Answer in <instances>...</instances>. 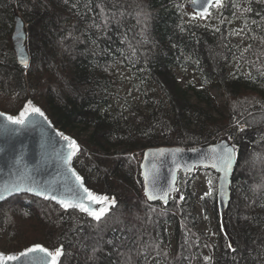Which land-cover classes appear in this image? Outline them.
<instances>
[{"label":"trees","instance_id":"1","mask_svg":"<svg viewBox=\"0 0 264 264\" xmlns=\"http://www.w3.org/2000/svg\"><path fill=\"white\" fill-rule=\"evenodd\" d=\"M190 3L0 0V111L41 107L79 142L74 166L87 186L118 202L97 222L16 196L0 205L1 251L62 247L60 264H264V3L224 0L203 16ZM16 16L29 30L28 67L12 45ZM224 139L238 166L227 213L216 188L203 199L215 233L204 229L194 184L198 171L216 182L211 170L180 174L168 203L148 202L147 149Z\"/></svg>","mask_w":264,"mask_h":264},{"label":"water","instance_id":"2","mask_svg":"<svg viewBox=\"0 0 264 264\" xmlns=\"http://www.w3.org/2000/svg\"><path fill=\"white\" fill-rule=\"evenodd\" d=\"M206 3L207 0H199L198 3L192 2L189 4V9L195 14L203 16L205 15L203 9ZM211 8H208V12ZM11 40L18 62L22 66L26 62L28 67L31 60L28 47V29L20 16H16L15 29ZM31 102L33 106L38 107L44 113V116L30 113L26 122L28 126L8 125L10 129L15 128L17 131L14 133L0 131V193H3L2 198H0V205L16 196L30 195L38 199L52 201L62 207L57 199H51L52 195H55L58 199L72 200L74 199V193L82 192V189L79 188V182L72 175V171L82 178L84 187L96 195L107 196L98 194L89 188L83 176L75 168L74 160L81 150L79 142L57 127L41 107L33 101ZM0 113L5 114V116L10 115L3 111H0ZM4 123V118L0 117V125ZM58 133L75 140L79 148L67 164L65 159L71 149L67 146L68 142ZM233 146L229 139H224L215 144L189 149L182 147H153L147 149L143 154L140 166L144 185L143 192L146 199L151 204L158 202L166 204L178 192L180 174L187 176L194 174L199 169H207L218 175L217 207L221 214L227 213L233 199L232 187L238 166V154L236 151L232 169L227 177H225L223 171L212 166V157L220 153L223 147ZM212 149H216V153H213ZM146 184H148L150 191L155 192L156 199H148ZM153 184L155 189H153ZM17 186L22 190L6 191V189ZM29 188L34 191H27ZM37 191L45 192L49 198L36 195ZM164 191L168 192L166 200L159 198ZM109 199H114L115 204L109 208L108 213L101 220L107 217L111 209L118 203L115 197H109ZM94 207H100V205H94ZM76 210L80 211L79 209ZM41 246L48 248L44 245ZM0 254L5 256L19 255V253H5L1 250ZM63 255L60 257L59 264ZM8 264H18V262L9 261Z\"/></svg>","mask_w":264,"mask_h":264},{"label":"snow or ice","instance_id":"3","mask_svg":"<svg viewBox=\"0 0 264 264\" xmlns=\"http://www.w3.org/2000/svg\"><path fill=\"white\" fill-rule=\"evenodd\" d=\"M193 3H198L199 0H192ZM260 3H264V0H258ZM216 7L222 8L224 7V0H207V3L204 6V13L208 12V8ZM251 8L246 9L245 11H251ZM25 67L27 64L25 62ZM30 113L37 114L39 116H44V113L38 108L32 105V102L29 101L25 106L24 110L19 113L18 116L14 117L12 115H7L0 113V117H3L5 123L0 125V131L4 132H16L17 129L9 128L8 125L22 126L26 127L28 115ZM34 123V122H33ZM243 130V129H241ZM58 135L62 136L65 141L68 142V148L71 149L67 158L65 159V163H69L71 157L75 155V153L79 150L78 145L75 140H71L67 136H63L62 133H58ZM213 153H216V149H212ZM236 156L235 147H223L222 151L212 157L213 159V167H217L218 170L224 172L225 177H227L228 173L231 171L233 162ZM72 175L75 177V180L79 182V188L82 189V192L74 193V199L66 200V199H58L55 195L51 196V199H57L58 203L61 204L65 209L68 208H76L81 212L87 213L97 222L101 221V219L108 213L109 208L114 206L115 200L109 199L107 196H100L94 194L88 188L84 187L82 178L77 175L74 171H72ZM147 180V177H146ZM146 195L149 200H153L157 198V195L154 191H150L148 189V184H146ZM153 189H155V185L153 184ZM18 186L6 189L8 192L12 191H20ZM27 191H34L29 188ZM36 195L45 196V198H49L45 192L37 191ZM3 193H0V198H2ZM168 196V192L164 191L162 195H160V199H165ZM94 205H100V207H94ZM231 247V245L229 246ZM63 255V249L56 248L55 250H49L41 245H34L32 247L27 248L26 250L19 253V255H8L5 256L0 254V264H8L9 261L18 262V264H59L60 257Z\"/></svg>","mask_w":264,"mask_h":264},{"label":"rangeland","instance_id":"4","mask_svg":"<svg viewBox=\"0 0 264 264\" xmlns=\"http://www.w3.org/2000/svg\"><path fill=\"white\" fill-rule=\"evenodd\" d=\"M28 32H29V30H28ZM240 128L243 129L244 127H240ZM75 132H80V138L81 139H87L89 137V133L86 130H84L83 127L77 128V130H75ZM194 184L196 187V193H197V198H198L197 207L199 209V212L202 214V216L204 218L203 219V221L205 223L204 229L209 234L215 233L214 228L212 226L216 222V218L214 216V209L212 207L211 202L208 201L206 203H203V199H205L207 195L210 197H213L212 194H213L214 188H216V197H217L218 180L215 182V180L213 179V177L209 173L198 171L194 177ZM233 200H234V196H233L232 201ZM207 212L210 213L211 215H208Z\"/></svg>","mask_w":264,"mask_h":264}]
</instances>
